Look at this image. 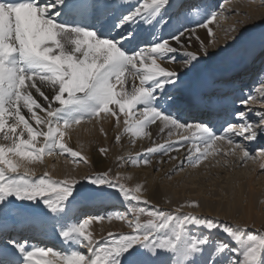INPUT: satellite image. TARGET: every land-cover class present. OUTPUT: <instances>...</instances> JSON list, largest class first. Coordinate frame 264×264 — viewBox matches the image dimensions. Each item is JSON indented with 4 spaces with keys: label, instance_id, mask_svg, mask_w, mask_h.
I'll list each match as a JSON object with an SVG mask.
<instances>
[{
    "label": "snow or ice",
    "instance_id": "snow-or-ice-1",
    "mask_svg": "<svg viewBox=\"0 0 264 264\" xmlns=\"http://www.w3.org/2000/svg\"><path fill=\"white\" fill-rule=\"evenodd\" d=\"M171 7V0H0V138L9 142L0 144V165L4 166L0 167V264H173L175 257H180L176 264H264V235H250L240 225L181 214L184 205L172 212L149 211L151 219L146 224L139 219L145 211L142 207L130 206L126 213L117 210L85 214L79 206V181L54 180L48 173L26 179L25 176L33 175L32 170L24 166L23 174H17L21 165L9 158L11 154L33 160L45 153H67L75 162L87 163L79 151L63 142L62 126L79 124L85 117L101 112H111L119 122L117 112L109 108L111 104H116L126 117L135 118L134 125L125 119L129 127L143 128L159 120L160 131L169 125L184 127L179 114L186 108L199 111L214 104L226 105V96L217 95L213 101L188 86L194 79L189 74L210 55L203 40L196 51L188 50L191 37L196 27L204 28L211 43L210 25L217 19V12H209L194 27H177L180 17H168ZM218 7L223 8V4ZM157 25L173 30L167 37L153 38ZM246 31L247 28L234 36L227 47ZM260 42L264 47V35ZM158 61L179 64L184 71L161 67ZM129 77L131 87L125 91ZM116 84L121 85L122 95L116 92ZM42 88L47 89V94ZM31 89L43 98L41 102L33 97ZM252 99L249 93L239 103L247 105ZM21 109H27L36 127ZM35 109L46 115H38ZM173 113L177 115L174 117ZM235 115L240 123L225 121L219 134L209 126L210 120L187 125L198 130L197 139L204 145L203 151L197 149L198 155L189 151V165L199 164L217 141L235 145L244 160L255 158L235 138L252 141L257 137V128L264 133V112L256 111L254 120L245 111ZM168 134L171 136V129ZM38 137L42 139L38 141ZM192 143L195 147L196 141ZM174 147L156 145L145 152L167 154ZM221 155L226 157L228 153ZM258 155L264 156V150ZM132 163L150 164L151 157L144 155L141 160L138 156ZM118 179L110 178L108 172L86 175V183L92 186L87 195L103 200L110 196L105 189H113L122 193L125 200L131 192L132 199L139 201L136 193H140V187L126 190ZM10 198L30 203L17 205ZM189 206L199 205L191 202ZM127 213L133 215L132 220ZM114 216L123 219L132 231L109 232L103 240L93 239L87 231L89 225ZM23 228L42 233L50 230L69 248L30 244L20 235ZM200 228L205 229L204 234L191 235ZM169 233L172 238H168ZM49 255L52 259H48Z\"/></svg>",
    "mask_w": 264,
    "mask_h": 264
},
{
    "label": "bare ground",
    "instance_id": "bare-ground-1",
    "mask_svg": "<svg viewBox=\"0 0 264 264\" xmlns=\"http://www.w3.org/2000/svg\"><path fill=\"white\" fill-rule=\"evenodd\" d=\"M172 1L177 4L179 2L181 3L183 0ZM214 1L216 2L212 5V7H214L215 11L219 9L218 5L220 4L226 5V7H224L226 8V11L234 8H237L238 10H244L245 15L251 18L250 22H253L255 24L248 29L249 34H251L252 36L259 32L262 27H264V0H246V2L248 1L246 5L242 4V0H234V7H232L231 4H226L227 0H219V2L218 0ZM211 11L213 10L208 11L205 6V9L201 8L194 14L183 13L179 17L182 23L186 24L185 26L190 27L196 24L197 17L199 21H201ZM237 13L241 15L244 14L242 12ZM139 23H143V21H139ZM145 27H151V24H146ZM161 28L164 27L162 25H159V29ZM158 31L160 32V30ZM191 38L193 39V47L191 46L192 48L188 49L191 51H196V47H200L201 40L205 41V45H207L209 41L207 30L204 28H198L197 30H195V34L192 35ZM245 45L246 44L240 46V48H242V51L245 49ZM173 46H175V44ZM232 49L234 50L235 46H233ZM242 53L245 54V51H243ZM254 53L255 52L252 51L244 56L245 60L243 62V65L246 64L248 68L252 66L250 61L252 60ZM218 55L219 54H216L215 56ZM158 63L161 64V67H166L169 70L177 69L180 72L184 71L183 67H181L179 64L172 65V63L160 61H158ZM238 65H241V63H239ZM215 67L217 68H212L211 72L208 71L211 74L203 73L197 78L189 75L190 78L194 77L195 79H193V81H189L188 86L193 87L194 85H196L198 90H202L208 89L209 83H211L216 84L215 89H222L220 88L221 82H218L220 80L223 81L224 75L227 70L233 67L232 65L223 64L217 65ZM127 75L128 74L126 73V76ZM135 83L138 86L139 80L137 79ZM259 83L264 84V75L262 76ZM245 85L246 84L243 83L239 87H245ZM224 86H230V84H224ZM130 87L131 77H129V82L124 85V90L127 91L130 89ZM261 88H264V86H261ZM42 90H44L47 94V89L42 88ZM115 90L118 94H123L121 85L116 84ZM31 92L33 94V97L36 98L38 102L42 101L43 98L39 97V94L35 92V89H31ZM109 108L117 112V115L119 116V122H117L116 116H113L111 112H101L98 116H96V118L91 121L86 122L81 120V122L77 124L78 127L70 126L72 128H63L62 126V130L65 133L63 142L68 147H71L74 151H79L81 153V156L87 160V163L80 164L79 166L75 165L77 163L73 160V158H68L69 155L67 153H54L53 155H48L47 153L42 154V156L39 158L44 164V167H41L39 164H37L38 162L35 163L34 159L29 160L25 157L17 156L11 157V154H9L12 162L21 165V167H19L18 169L21 172H24V166L31 169L33 174L32 177L38 176L41 173H48V175L52 176L55 180H79L81 177L86 176V169L88 165L94 168L98 167L101 172H107L109 170L111 171V173H113L114 176L127 174V180L129 181V183L135 188L137 186L140 187V194L142 195V197L149 203L159 206L164 205L163 202H166L165 200H170L173 202V200L177 198H183L185 195L192 193V190L187 193V191L184 190V187H180L179 184L195 183L196 181L200 182V180H202V178L205 176H207L205 182L207 183L206 186L208 188H221L222 185L224 187H230V185L233 183V176H240L233 175V171L242 164L248 167V172H250L249 174H251L252 177H243L244 179H241V181L237 183L238 187L236 192L233 194V199L225 203L222 209H219V206H221V204L218 202L215 208H211L205 203H202L203 206L201 204V208H194L195 210L186 209L185 211L197 212L198 214H205L208 216H217L219 220H228L235 222V224L245 222L247 226H257V223H261L262 219L264 218V212L262 214L260 212V210L263 209V207L260 206L261 202H264V175L262 174L264 172V167H262V165H264V156L255 154L254 159L249 158L247 160H244L242 159V152L237 149L235 145H229L227 141H217L208 150L209 154L212 155V158L207 156L206 158H202L200 163L196 166H191L187 163L186 160V157L189 155V151L191 150L193 155H198L199 152L197 151V149H199V151L204 150V145H201L197 139L199 132H197L194 136V130H196L194 127L172 128V126L169 125L168 127H165L163 131H160V129L157 128V124H160L159 120H157L156 123L149 124L143 128L129 127V125L124 126L125 119L135 118L131 117L130 115L126 117L119 111L116 104L109 105ZM244 109L246 110L245 107ZM21 111L23 114H25L26 119H29V122L32 123L33 127H36L35 121L30 119V117L28 116L27 109H21ZM35 111L38 115H46V113L41 112L39 109H35ZM6 118H8V122L11 123V119L9 117ZM130 122L129 124L133 125L136 123V121L134 120L131 123ZM169 129H171V132H174L173 134H171V136H169L168 134ZM176 130L179 131L177 132ZM145 131H149V137H145L143 135V132ZM178 133L180 134L178 135ZM183 136H187L188 139L186 140L185 138H182ZM117 137H119V140H117ZM25 138H27L26 135ZM37 139L39 141L42 139V137H38ZM235 139L238 142L240 140V142L242 143L249 142L243 140V137H236ZM193 140L196 141L195 147L192 143ZM184 141L188 142V144H183ZM8 143V141H4L2 138H0V144L7 145ZM167 144H173L176 145V147L169 149L167 154H164L162 152L147 154L145 152V150L149 147H155L156 145L166 146ZM250 144L254 146L253 142H250ZM39 146V143H37V147ZM100 149H105L106 153L103 154ZM221 153H228V155L225 157L221 155ZM144 155H150L151 163H141L140 166L135 167L136 164H133L132 160L138 156L142 160ZM123 159L127 161L126 164L129 165V167H126V169L121 166V162L123 161ZM225 159L227 160V163H225ZM181 161L184 162L183 166L178 167V165L181 164ZM202 161H205L206 163H203ZM156 163L158 164V166L156 165ZM157 169L159 171L154 173V170ZM41 171H43L44 173ZM258 174H260V176H263L262 189L255 188L253 185L254 178L257 177ZM244 180H246V182L242 183V181ZM10 202L13 201L10 200ZM171 206V209L175 210V207L173 208L174 205ZM258 207H260L259 210H257ZM109 209L110 210H108V212L117 210L119 211V209L115 205L109 206ZM89 214L100 213L90 212ZM84 218H87V215H85ZM13 219L16 218L13 217ZM17 223H19V221H17ZM245 224L243 225L245 226ZM90 225L91 230H89V232L94 238L98 237L97 234L99 233L100 229L94 224ZM100 227L104 231H106L108 228L106 223L102 224V226ZM49 236L52 239L56 238L53 234ZM48 239H46L45 241H48ZM53 242L54 240H50L49 243L53 244ZM48 259H52V257H48ZM179 259L180 257L173 260V264H176V261Z\"/></svg>",
    "mask_w": 264,
    "mask_h": 264
},
{
    "label": "rangeland",
    "instance_id": "rangeland-1",
    "mask_svg": "<svg viewBox=\"0 0 264 264\" xmlns=\"http://www.w3.org/2000/svg\"><path fill=\"white\" fill-rule=\"evenodd\" d=\"M234 2H235L234 0H227L226 4L227 3L231 4L232 7H234L235 6ZM247 2H246V0H242L243 5H246ZM224 7H226V5H223V8L219 7V9L216 10L217 11V19L214 20L212 22V24L210 25L213 29V36L211 38V43H208L206 45L207 51L209 52L210 55L204 57V61L202 62V65L198 69H196L193 73H190L189 74L190 76H194L195 78H197L199 75H202L203 73L204 74L205 73L211 74L210 72H211L212 68H217L215 66L222 65V64L223 65H232V67L235 68V67H237V65L239 63H241V65H243V62L245 60L244 56L249 54L250 52H252V51L255 52L254 53V55H255L256 52H258V54H259L262 50L264 51V47H262L261 42H260L261 35H264V27H262V29L259 32H257L254 36L249 34V30L246 31L245 33H242L241 36L237 39V41L234 44H232L229 48L227 47V45L232 43V38L234 36L239 35V33L241 31H243L245 28L249 29V28H251V26H253L255 24L253 22H250L251 18L249 16L245 15L244 10H238L237 8H234V9H231L229 11H226V8H224ZM237 12H242L244 14L241 15V14H238ZM198 28L199 27H196L195 30H197ZM233 28H235L236 31H232ZM172 43H174V42H172ZM243 44H246L245 49L243 50V51H245V54L242 53L243 52L242 48H240V46H242ZM191 46L193 47V39L192 38H191ZM233 46H235L234 50L232 49ZM192 47H190V48H192ZM196 49H197V47H196ZM221 49H226V50H221ZM216 54H219V55L215 56ZM254 55H253V57H254ZM172 65H175V63H172ZM208 71H210V72H208ZM213 72H215V71H213ZM263 75H264V72H263ZM261 86H264V84H259V86H255V88L253 89V92H252V96L254 97V99L249 100L248 104L245 105V108H246L245 112H247L249 119H250V117L253 120L257 119L254 115V113L256 111L264 112V92H261ZM259 93H262V94H259ZM130 119H129V122L130 121L132 122L133 120L136 121L135 119H131V120ZM73 126L78 127L77 124H74ZM124 126H126V124H124ZM72 127H70V128H72ZM257 129H258L257 130L258 134H257L256 139L259 137L263 138L264 133H261L259 131V128H257ZM176 131L178 132L179 130H176ZM173 133L174 132H172V134ZM179 134L180 133H178V135ZM181 134H183V133H181ZM143 135L145 137H149L150 136L149 131L143 132ZM260 140H262V139H260ZM245 143H247V145L249 144V142H245ZM245 143H243V144L246 145ZM105 153H106V150L103 152V154H105ZM11 157H12V155H11ZM208 157L212 158V155L209 154ZM9 158H10V156H9ZM68 158H71V157L68 156ZM34 161H35V163L38 162L37 164H39L41 167H44L43 166L44 164L42 163L40 158L34 159ZM202 162L206 163L205 161H202ZM126 163H127V161H125L124 159L121 162V166H123V168H125V169H126V167H129V165H127ZM80 164H84V162L81 161L75 165L79 166ZM140 165H141V163L136 164L135 167L140 166ZM156 165L158 166L157 163H156ZM0 167H4V166L0 165ZM163 170H164V168H163ZM86 171H87L86 175H90V176H95V175L103 173L99 170L98 167L94 168L90 165L87 166ZM158 171H159L158 169L154 170V173H156ZM161 171H162V169H161ZM20 172H21L20 170H17V174L23 173V172H21V173ZM41 172H43V171H41ZM107 172L109 173L110 178L119 177L118 183L123 185L126 190H131V191L135 190V187L133 185H131L129 183V181L127 180V174H125V175L123 174L121 176L120 175L114 176L113 173H111V171L108 170ZM249 173L250 172H248V167L241 164L237 169H235L233 171V175H240V176H233L234 177L233 183L230 185V187H227V186L224 187L222 185L221 188H208L206 186L207 183L205 182V180L207 179L206 178L207 176H205V175H204L205 177H203L202 180H200V182L196 181L195 183H189V184L181 183V184H179L180 187L183 186L184 190H186L187 193H189V191L192 190V193L185 195L183 198L182 197L177 198V199L173 200V202L170 200L169 201L165 200L166 202H163L164 205H160V206L159 205H153V204L149 203L147 200H145L142 197V195L140 193H136V195L140 196L139 201L132 199L131 192H130V195L128 196L127 200H125L123 198L122 193L115 191L113 189H105L106 192L110 193V196L106 199H103V200L97 199V201H101V202L107 201V204H112V203L116 204L117 203L122 210L121 213H126L127 208L130 206L136 207V208H141V207L144 208L145 209L144 213L139 215V219H140V222L142 224H146L148 222V220L151 219L147 215V213L149 211L164 210L166 212H172L174 210L171 209V207H172L171 205H174L173 208L175 207V209L180 208L181 205H184L183 208H180L181 214L192 213V214L199 216V217H208V218L217 220L221 224H228L229 226L240 225V226L245 228V230L247 231L248 234L261 236V235H264V218L262 219L260 224L257 223V226H253V225L247 226L245 224V222H240V224H238V223L235 224V222H232V221L219 220V218L217 216H208L205 214H198L197 212H186L185 211L186 209L195 210L196 208L197 209L201 208L200 205L202 203H205L206 205H208L211 208H213V207L215 208L217 206L218 202L221 204V206H219V209H222L225 203H227L233 199V194L236 192L237 187H238L237 183L240 182L241 179H244L243 177H252L251 174H249ZM44 174L41 173L38 176H33V177H41V176H44ZM262 174L264 175V172ZM11 175H16V174H11ZM27 177L30 178L29 176H25L26 179H28ZM50 177L52 179H54L52 176H50ZM76 181L80 182L79 187L81 188V192H82V195L79 199V202L82 201L81 199L89 200V201L93 200L90 196L87 195L88 191H90L92 189V186H90L86 183L85 177L83 176L79 180H76ZM254 181H253V185L255 188H261V189L263 188L262 187L263 186V183H262L263 182V176H260V174H258V176L254 178ZM224 182H225V180H224ZM243 182H246V180L242 181V183ZM94 201H96V200H94ZM144 201H147V203L145 204ZM18 202H19V204L30 203V202H21V201H18ZM191 202H195L199 206L198 207L197 206H189V204ZM111 206H113V205H111ZM202 206H203V204H202ZM260 206L263 207V209L260 210V212L262 214L264 212V202L263 201L261 202ZM41 207H43V205H41ZM259 208L260 207H258L257 210H259ZM127 218L129 220H132L133 215L131 213H127ZM105 223L108 226L106 231H104L100 227V226H102V224H105ZM91 224H94L96 227H98L100 229L99 233L97 234L98 237L94 238L92 236V238L96 239V240H103V238L106 237L109 232H112V233H120V232L129 233L132 231V229L125 223V221L123 219L117 218L115 216L111 220H109V219H107V217H105V219L100 220V221H93ZM243 224H245V226ZM115 226H117V227H115ZM90 228H91V225H89V227L87 229L88 232H89V230H91ZM204 233H205V229L200 228L199 230H193L191 235L200 236L201 234H204ZM219 235L221 237L224 236L223 233H220ZM168 238H172L171 233H169ZM84 250H86V249H84ZM240 258L243 259L242 256ZM175 259H178V257H175L174 260Z\"/></svg>",
    "mask_w": 264,
    "mask_h": 264
}]
</instances>
